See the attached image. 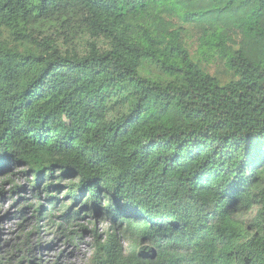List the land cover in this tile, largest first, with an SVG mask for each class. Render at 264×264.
<instances>
[{
  "label": "trees",
  "instance_id": "1",
  "mask_svg": "<svg viewBox=\"0 0 264 264\" xmlns=\"http://www.w3.org/2000/svg\"><path fill=\"white\" fill-rule=\"evenodd\" d=\"M16 165L109 220L87 264H264V0H0Z\"/></svg>",
  "mask_w": 264,
  "mask_h": 264
},
{
  "label": "rangeland",
  "instance_id": "2",
  "mask_svg": "<svg viewBox=\"0 0 264 264\" xmlns=\"http://www.w3.org/2000/svg\"><path fill=\"white\" fill-rule=\"evenodd\" d=\"M216 2L219 3L220 0ZM22 168L23 165L11 166L6 173L0 175V264H28L27 258L23 259L24 254L40 264H87L93 252V224L104 237L110 226L109 220L81 215V218L71 223L66 222L61 217L65 210L62 204H71L72 200L69 196L65 197V190L56 193L60 200L51 209L43 191L33 193L30 183L25 180L20 182L17 175ZM9 176L10 180H7ZM70 179L78 181L75 174L68 176L66 180ZM66 180L57 183L64 187ZM13 182L24 183V189L12 193ZM18 196L26 199L18 200ZM80 202L81 200L74 203V209ZM39 204L44 206L41 214L35 212ZM49 212L51 214L47 216ZM25 238L28 239V245L23 244ZM29 249L31 250L28 251Z\"/></svg>",
  "mask_w": 264,
  "mask_h": 264
}]
</instances>
